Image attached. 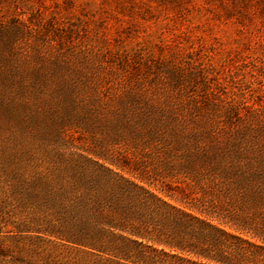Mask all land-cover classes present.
<instances>
[{"label":"rangeland","instance_id":"rangeland-1","mask_svg":"<svg viewBox=\"0 0 264 264\" xmlns=\"http://www.w3.org/2000/svg\"><path fill=\"white\" fill-rule=\"evenodd\" d=\"M161 123L264 157V0H0V173L90 151L157 166ZM174 174L154 186L191 185Z\"/></svg>","mask_w":264,"mask_h":264},{"label":"trees","instance_id":"trees-1","mask_svg":"<svg viewBox=\"0 0 264 264\" xmlns=\"http://www.w3.org/2000/svg\"><path fill=\"white\" fill-rule=\"evenodd\" d=\"M168 129H148L157 166L101 151L6 159L0 264H264V157ZM182 169L188 188L154 186Z\"/></svg>","mask_w":264,"mask_h":264}]
</instances>
